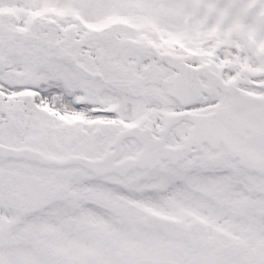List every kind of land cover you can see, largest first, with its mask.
Here are the masks:
<instances>
[{
    "label": "snow or ice",
    "instance_id": "1",
    "mask_svg": "<svg viewBox=\"0 0 264 264\" xmlns=\"http://www.w3.org/2000/svg\"><path fill=\"white\" fill-rule=\"evenodd\" d=\"M0 264H264V0H0Z\"/></svg>",
    "mask_w": 264,
    "mask_h": 264
}]
</instances>
